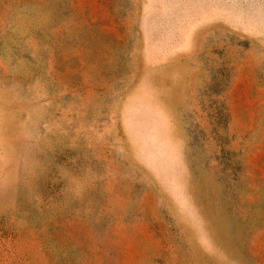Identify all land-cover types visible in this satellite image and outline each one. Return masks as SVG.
I'll list each match as a JSON object with an SVG mask.
<instances>
[{"label": "rangeland", "instance_id": "1", "mask_svg": "<svg viewBox=\"0 0 264 264\" xmlns=\"http://www.w3.org/2000/svg\"><path fill=\"white\" fill-rule=\"evenodd\" d=\"M0 264H264V0H0Z\"/></svg>", "mask_w": 264, "mask_h": 264}]
</instances>
